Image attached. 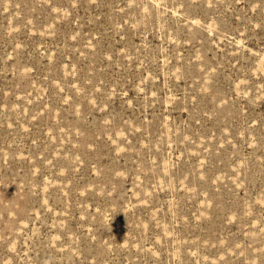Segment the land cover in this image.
Returning a JSON list of instances; mask_svg holds the SVG:
<instances>
[{
	"label": "rangeland",
	"instance_id": "obj_1",
	"mask_svg": "<svg viewBox=\"0 0 264 264\" xmlns=\"http://www.w3.org/2000/svg\"><path fill=\"white\" fill-rule=\"evenodd\" d=\"M0 264H264V0H0Z\"/></svg>",
	"mask_w": 264,
	"mask_h": 264
}]
</instances>
